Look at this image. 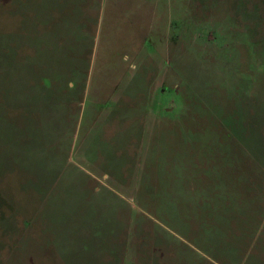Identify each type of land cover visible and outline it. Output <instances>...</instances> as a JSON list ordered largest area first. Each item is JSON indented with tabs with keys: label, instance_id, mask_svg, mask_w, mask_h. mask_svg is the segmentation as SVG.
Wrapping results in <instances>:
<instances>
[{
	"label": "rangeland",
	"instance_id": "rangeland-1",
	"mask_svg": "<svg viewBox=\"0 0 264 264\" xmlns=\"http://www.w3.org/2000/svg\"><path fill=\"white\" fill-rule=\"evenodd\" d=\"M171 2L0 0V264H264V0Z\"/></svg>",
	"mask_w": 264,
	"mask_h": 264
},
{
	"label": "crops",
	"instance_id": "crops-1",
	"mask_svg": "<svg viewBox=\"0 0 264 264\" xmlns=\"http://www.w3.org/2000/svg\"><path fill=\"white\" fill-rule=\"evenodd\" d=\"M113 1L118 8V2L120 0H104V2ZM133 5L134 15L139 17L145 15L153 21H157V28L162 26V22L165 19L167 27H170L171 19H176L175 12L179 10L178 4L171 2V0H126ZM161 24H160V21ZM155 21V24H156ZM154 23H152V26ZM155 27V25H154Z\"/></svg>",
	"mask_w": 264,
	"mask_h": 264
}]
</instances>
